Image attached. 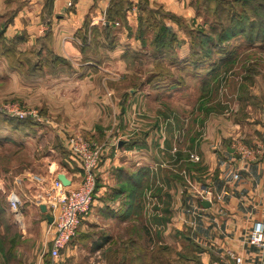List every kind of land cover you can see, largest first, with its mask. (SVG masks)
Returning a JSON list of instances; mask_svg holds the SVG:
<instances>
[{"label": "rangeland", "instance_id": "1", "mask_svg": "<svg viewBox=\"0 0 264 264\" xmlns=\"http://www.w3.org/2000/svg\"><path fill=\"white\" fill-rule=\"evenodd\" d=\"M255 1L264 4V0ZM251 6L255 4L231 8V12L238 14L245 10L255 26L226 43L218 38L227 24L226 17L216 20L213 8L203 3L192 7L201 19L197 27L191 22L177 23L157 15L148 24L144 23L142 37L137 30V17L136 29H128L125 36L131 39V44L123 48L124 73L116 65H106L107 51L99 44L105 45L100 38H105L107 45L116 40V30L120 32L122 23L125 26L122 18L114 19L118 29L111 36L87 37L93 47L99 44L98 54L88 52L87 56L93 60L92 64H99L108 73L86 66L82 58L79 63L72 65V61H67L58 67L55 74L59 77L55 80L43 79L38 83L26 77L27 62L14 70L10 67L13 54L0 56V207L4 210L0 213V241L11 255L7 263L50 264L42 245L45 216L37 209L28 215L26 212L31 205L36 208L45 205L44 193L55 187L53 179L57 174L71 171L80 178L81 165L66 143L69 136L101 146L95 169L97 185V170L104 155L122 148L133 149L139 141L148 138L149 131L153 130L148 126L153 125L157 128V144L165 146V149L158 148L154 166L161 171L168 169L170 173L165 171L158 182L174 189L193 184L192 176L188 177V183L181 176L187 164L180 163V159L190 160L191 151L187 150L192 148L200 125L214 121L240 123L242 128L233 142L235 146L237 143L248 147L264 145V11L254 12ZM163 20L167 22L163 23L165 26L168 23L177 26H169L172 36L166 34L167 47L162 56H157L154 39ZM213 26L217 28L216 36L210 32ZM196 30H202L204 36L210 33L209 38L216 45H201V36ZM257 35L261 38L257 39ZM45 55H42L44 60ZM43 71L50 75L47 66ZM169 127L172 129L168 130ZM120 142L126 144L119 148ZM106 148L109 152L105 153ZM190 170L196 171L192 167ZM39 177L43 186L38 182ZM13 197L18 199L16 206L11 204ZM144 213L143 210L140 213L142 225L145 219L152 218L148 212ZM127 229L131 230V225ZM149 230L151 234L147 229L141 231L136 251L119 246L126 252L119 264H177V253L182 251L185 242L181 243L173 231L170 236L174 244L168 247L161 242L160 245L155 232ZM134 256L140 258L139 262Z\"/></svg>", "mask_w": 264, "mask_h": 264}, {"label": "crops", "instance_id": "2", "mask_svg": "<svg viewBox=\"0 0 264 264\" xmlns=\"http://www.w3.org/2000/svg\"><path fill=\"white\" fill-rule=\"evenodd\" d=\"M112 1L0 0V28L7 23L3 33L6 44L15 36L22 37L23 41L15 46L19 53L28 52L49 32V48L54 56L72 61L73 65V62L79 63L83 58L82 35L111 36L118 29L115 28L118 26L115 25L117 21L107 22ZM126 1L130 6L124 10L125 26L122 23L120 32L116 30V40L110 45L105 43V38H100L105 45L99 42L107 51L106 65H116L121 73H124L122 55L126 54L125 49L131 44V39L125 36L128 35V29L133 31L137 27L139 2L147 1L151 8H161L187 24H196V27L201 21L190 6L191 0ZM69 2L71 6H68ZM165 21L163 23H167ZM167 25L174 27L175 24ZM97 46L94 49L98 54ZM6 55L9 54L4 53L0 46V56ZM85 63L86 66H94L108 73V70L98 67L99 64L96 66L92 62ZM58 77L54 71L50 75L27 78L41 83L43 79L55 80ZM52 90H55L54 87ZM148 127L149 130L153 129L149 131L148 138L139 141L133 149L122 148L116 152L110 151L108 156L104 155L97 170V187L90 213L82 218L76 237L62 251L58 264H119V260H123L126 254L119 246L136 251L141 231L147 229L151 234L149 228L155 232L160 245L161 242L168 247L174 244L170 236L173 231L181 243L185 242L181 254L177 253V264H214L223 260L227 251L242 256L245 264L254 263L258 250L245 241L255 221L264 223V161L258 156L257 160L243 166L237 163L233 142L237 140L242 128L240 123L221 124L214 121L200 125L192 148L187 150L191 151L190 155L197 156L199 161L180 159V163L187 164L181 176L187 183L188 177L192 176L193 184L181 189L163 187L158 182L159 177L168 170L164 167L167 170L161 171L154 166L157 163L158 148L165 149V146L157 144V128L153 125ZM170 129L172 128L169 127L168 130ZM164 140L167 142L166 138ZM123 145L124 142L118 144L119 148ZM108 148L105 153L109 152ZM142 151L148 152L144 154ZM189 163L196 165L190 166ZM190 167L196 171L193 172ZM48 168L51 171V166ZM236 173L238 177L234 179ZM167 174L170 175L168 172ZM64 175L70 181V186L79 181L71 171ZM203 201H207L210 207L203 208ZM40 205L37 208L31 205L26 215L36 209L41 213ZM142 210L152 217L145 219L143 225L140 219ZM155 210L158 211L154 212ZM128 225H131V230H126ZM21 239L23 240L22 237ZM43 239L42 245L47 255L46 234ZM135 259L138 262L140 260L138 257ZM0 264L10 263L3 262L0 255Z\"/></svg>", "mask_w": 264, "mask_h": 264}, {"label": "built area", "instance_id": "3", "mask_svg": "<svg viewBox=\"0 0 264 264\" xmlns=\"http://www.w3.org/2000/svg\"><path fill=\"white\" fill-rule=\"evenodd\" d=\"M71 6V2L68 3ZM66 143L69 151L75 156L81 165L79 181L69 187H63L56 179H53L54 188H50L46 194L45 206L48 214L53 218L51 224L46 225L45 234L48 238V257L50 264H58L62 251L76 237L82 218L86 217L94 200L96 188L95 169L101 157V146L95 142H87L76 137H68ZM261 151V152H260ZM237 163L240 166L257 160L261 156L264 161V145L248 147L237 143L234 147ZM192 162H198L199 158L193 154L189 156ZM238 173L234 175V179ZM38 182L43 186L42 178ZM45 187V186H44ZM208 194L209 193H204ZM202 195V194H201ZM14 200V202L12 201ZM11 204L16 206L18 199L13 197ZM42 205V204H41ZM249 246L258 250L257 260L252 264H264V223L255 221L245 241ZM214 264H245L244 259L233 251H227L223 260Z\"/></svg>", "mask_w": 264, "mask_h": 264}, {"label": "trees", "instance_id": "4", "mask_svg": "<svg viewBox=\"0 0 264 264\" xmlns=\"http://www.w3.org/2000/svg\"><path fill=\"white\" fill-rule=\"evenodd\" d=\"M198 3H203L206 5V7L213 8V15L216 18V20H221L223 17L225 20H227V24L224 29H222L219 34L218 38L221 41V43H226L233 37L239 34H244L247 29H252L255 24L251 21L252 18H250L248 13L244 10L242 13L238 14L236 12H231V8L235 7L237 5H240L242 8H245L251 4H255V6H251L254 12H261L264 11V4L263 2H256L255 0H245V1H236V0H192V7L197 6ZM130 6V3L126 0H113L110 9L108 10V18L107 22L112 23L115 18H122L124 21V10L128 9ZM195 12L198 13V9H195ZM216 14H219L216 16ZM159 15L162 19H168L172 20L174 22L180 23L182 20L170 13L162 11L161 8H151L147 1L139 2L138 4V31L140 32V36L143 37V33H145V22L148 24L147 21L150 22V20H154V17ZM212 15V14H211ZM254 15V14H253ZM146 17V19H143ZM238 20V21H236ZM7 23H4L3 26L0 28V46L4 53L13 54V59L11 62V68L14 70L22 68V65L24 62H27L29 64V67L26 70V76L28 78H36L39 76H42L44 74V67L47 66V70L50 73H54L56 69L60 66L66 65L67 61L61 57L54 56L52 51L49 48V32H46L45 37L42 39H39L34 47H32L28 52L25 53H19L15 50V46L21 43L22 37L21 36H15L10 40L8 44H6L3 33L5 30V26ZM228 25V26H227ZM159 27V33L155 36L154 39V54L157 56H162L164 53V47L166 49V43L168 42V38H166V34L168 36H172L170 31L171 27L165 26L163 22L158 25ZM192 32V31H191ZM210 32L213 34V36H216L217 28L215 26L210 28ZM198 36H201V45H216L214 42V39L209 36L211 35L206 34L204 36V32L202 30H196L195 32ZM106 37H109L108 34H105ZM257 39L261 38L260 35L256 36ZM87 36L82 35L81 41H82V48L81 53L85 60V62H93L92 59H90L87 54L88 52L94 53V55H97L95 51V47L87 40ZM173 39V38H171ZM206 40V41H204ZM172 41V40H171ZM87 52V53H86ZM45 55V60L42 58V55ZM49 61V62H47ZM43 62L45 65H43ZM196 63V62H195ZM23 125V124H21ZM126 144V142H124ZM97 187V185H96ZM96 190V188H95ZM3 208L0 207V213H3ZM4 242L0 241V255L3 258V262H9L10 260V253H6L4 249ZM7 243L9 244V249H11L10 241L7 240Z\"/></svg>", "mask_w": 264, "mask_h": 264}, {"label": "water", "instance_id": "5", "mask_svg": "<svg viewBox=\"0 0 264 264\" xmlns=\"http://www.w3.org/2000/svg\"><path fill=\"white\" fill-rule=\"evenodd\" d=\"M236 1H245V0H236ZM230 151V150H229ZM57 181L64 187H69L70 186V181L66 178V176L64 174H58L56 176ZM202 207L207 209L210 207V204L207 201H203L202 202ZM39 210L42 214L45 215L47 224H51L53 221V218L50 214H48L47 212V208L45 205H40L39 206Z\"/></svg>", "mask_w": 264, "mask_h": 264}]
</instances>
